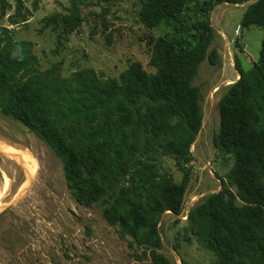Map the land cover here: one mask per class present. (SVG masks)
I'll use <instances>...</instances> for the list:
<instances>
[{"label":"trees","instance_id":"obj_1","mask_svg":"<svg viewBox=\"0 0 264 264\" xmlns=\"http://www.w3.org/2000/svg\"><path fill=\"white\" fill-rule=\"evenodd\" d=\"M0 0L11 26L27 25L25 0ZM66 14L43 20L41 33L67 41L85 23L83 9L101 7L107 16L117 0H70ZM251 0H231L243 5ZM221 1L141 0L139 21L149 31L162 26L175 35L149 37V66L135 61L118 78L84 70L65 78L60 65L46 72L30 42L0 31V116L20 123L61 160L67 186L86 208L102 210L139 260L174 264L164 249L160 225L166 214L187 211L194 161L202 131L204 95L196 81L203 63H222L211 14ZM185 28L184 32L178 28ZM106 31L108 30L107 27ZM243 30L264 32V0L248 6ZM226 87L218 109L220 129L213 146L233 167L222 189L199 201L186 220L185 239L213 256L212 264H264V39L258 62ZM175 163L180 182L165 170Z\"/></svg>","mask_w":264,"mask_h":264},{"label":"rangeland","instance_id":"obj_2","mask_svg":"<svg viewBox=\"0 0 264 264\" xmlns=\"http://www.w3.org/2000/svg\"><path fill=\"white\" fill-rule=\"evenodd\" d=\"M13 7L15 2L8 0ZM221 1L211 14V21L219 34L217 48L222 59L220 66L205 62L200 68L196 85L202 89L204 122L202 131L192 148L194 161L190 165L191 182L187 193V211L177 219L165 215L160 232L162 253L174 264H212L213 256L195 240L186 242V218L189 211L205 197L222 189L218 178H225L233 167V159L224 157L213 146L220 129L218 104L226 87L238 80V72L227 58L230 43L234 58L238 56L245 70L258 62L264 32L258 28L235 32L241 27L249 5L258 0L236 5ZM31 13L27 25L11 26L8 17L0 12V31L12 30L17 42H30L46 72L60 65L63 77L92 70L102 79L118 78L132 62L138 61L146 70L149 66V37L175 35L173 28L162 26L149 31L139 21L141 0H117L107 16L101 7L83 9V27L67 41H60L57 33H41L43 20L54 14H66L70 0H25ZM108 30L106 31V28ZM184 32L185 28L178 26ZM0 143L10 147L19 161L0 153V264H152L139 260L142 250L131 249L118 230L104 219L95 206H81L69 190L61 160L54 152L20 123L0 116ZM32 169L29 174L27 167ZM164 168L177 182L182 173L171 160H164Z\"/></svg>","mask_w":264,"mask_h":264},{"label":"bare ground","instance_id":"obj_3","mask_svg":"<svg viewBox=\"0 0 264 264\" xmlns=\"http://www.w3.org/2000/svg\"><path fill=\"white\" fill-rule=\"evenodd\" d=\"M0 153L1 154H5L6 157H9L11 159H15V160L20 162L17 154L10 147H8L7 145H4L2 143H0ZM24 166L27 167V170H28L29 174H32L31 167L29 165H26V164H24ZM4 200H5L4 197H2L0 199V210L3 208Z\"/></svg>","mask_w":264,"mask_h":264},{"label":"built area","instance_id":"obj_4","mask_svg":"<svg viewBox=\"0 0 264 264\" xmlns=\"http://www.w3.org/2000/svg\"><path fill=\"white\" fill-rule=\"evenodd\" d=\"M240 31H241V27L238 28V30L235 32V35L239 36L240 35ZM227 58L229 59V61L231 62V65L232 67H235V58H234V55L231 51V48H230V43L227 44ZM189 215V213H188ZM188 219V217L186 218V220Z\"/></svg>","mask_w":264,"mask_h":264},{"label":"crops","instance_id":"obj_5","mask_svg":"<svg viewBox=\"0 0 264 264\" xmlns=\"http://www.w3.org/2000/svg\"><path fill=\"white\" fill-rule=\"evenodd\" d=\"M239 78H240V77H238V80H239ZM238 80H237V81H238Z\"/></svg>","mask_w":264,"mask_h":264}]
</instances>
